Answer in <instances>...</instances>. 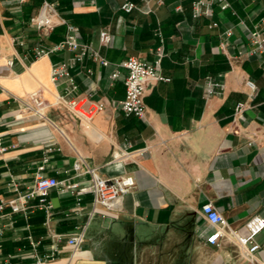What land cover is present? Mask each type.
I'll return each instance as SVG.
<instances>
[{"label":"crops","instance_id":"0c3cea01","mask_svg":"<svg viewBox=\"0 0 264 264\" xmlns=\"http://www.w3.org/2000/svg\"><path fill=\"white\" fill-rule=\"evenodd\" d=\"M42 1L0 0V134L7 147L0 154V202L25 192L39 172L87 182L89 174L76 175V161L104 177L132 174L136 186L123 195L118 210L94 204L90 193L78 199L51 188L55 206L48 223L45 212L33 207L36 199L28 201L26 212L5 205L0 264H137L138 251L156 243L166 229L180 232L183 244L196 231L204 252L200 264H264V228L256 235L260 248L251 263L228 239L220 246L208 243L211 228L200 213L202 203L211 201L241 236L247 235L249 216L264 217V68L259 54L237 55L253 47L239 18L264 32V0H228L237 15L216 6L220 26L214 28L208 18L191 17L192 0L151 2L149 13L121 10L127 0H50L57 3L54 19L73 23L79 39L110 62L103 66L86 57L70 68L78 93L105 103L89 120L62 105L45 107L42 116L24 106L33 107L28 95L36 90L53 102L63 84L51 80V66L73 56L66 49L36 54L66 32L58 24L42 35L29 23ZM228 26L233 34L226 54L219 33ZM102 29L111 33L108 45L99 41ZM159 34L166 52L161 73L168 79L148 82L144 116L125 114L113 106L125 93L127 70L119 64L131 56L153 60ZM207 75L223 82L208 99ZM247 80L257 88L252 97ZM238 102L246 104L245 120L234 116ZM124 144L129 153L118 157ZM83 224L85 240L71 255L67 236Z\"/></svg>","mask_w":264,"mask_h":264},{"label":"built area","instance_id":"2783aa9c","mask_svg":"<svg viewBox=\"0 0 264 264\" xmlns=\"http://www.w3.org/2000/svg\"><path fill=\"white\" fill-rule=\"evenodd\" d=\"M23 2L25 0H15ZM143 4L138 7L133 1L127 0L120 5V9L125 12H131L133 9L138 8L144 13L152 11L150 6L151 2L156 5L164 4V0H142ZM218 7L219 12H224L229 9L233 15H237L236 11L228 0H192L191 1V17L194 19L208 18L210 28L219 27L220 22L215 19V7ZM57 16V3L50 0H43L38 12L31 15L29 23L42 35H48L58 24L66 26L64 38L56 45L51 47L48 51L42 48L37 49V55L47 54L58 50H69L73 52V56L62 62H58L51 66L50 78L56 84L62 82V91H58L53 102L49 103L41 96L40 91L36 90L29 93L28 98L31 100L33 107L31 108L35 114L42 116V110L50 105H62L72 115L81 119L89 120L95 113L105 108V103L101 101H93L87 96L78 93V86L70 73V68L77 62H82L86 57L97 60L101 65L107 66L110 62L101 53L92 47L90 43L83 42L79 39L77 27L65 20H55ZM239 23L243 27V31L247 35L252 48L247 52L242 50L238 51V56L244 54H259L262 56V64L264 68V32L257 28V26L250 28L244 20L239 18ZM233 34L231 26L224 28L219 36L220 49L227 54L228 38ZM160 43L154 49V58L151 61H145L138 57L131 56L121 62L119 65L127 70L124 79L125 93L123 99L114 103L115 108H120L125 114H132L138 117L144 116L145 102L144 96L147 84L150 80H167L168 78L161 73V61L166 55L163 38L159 34ZM111 33L107 29H102L99 32V41L102 45H108L111 42ZM231 57V56H230ZM237 58V57H233ZM8 65L12 64V60L7 62ZM118 76V71L112 73L111 77ZM247 86L250 88V97H252L257 88L255 84L247 80ZM223 88L221 79H217L211 75H207L204 81L205 97L208 99L217 94L218 90ZM246 104L244 102L236 103L234 107V116L237 119L245 120L244 110ZM264 130V124L262 125ZM128 144H124L120 149V154L128 155ZM7 149L3 145L2 135L0 134V154ZM76 175L89 174V179L85 183H78L68 179L59 180L54 176H46L42 173H37L33 183L27 190L19 194L16 198L9 200H1L0 210L8 205L12 212L23 211L26 212L28 201L36 199L37 203L33 207L42 209L45 212L46 222L51 220L53 203L49 198V191L51 188H57L59 191H68L74 194L79 199L84 193H90L93 197L94 204H101L108 209L118 210L120 208L121 199L124 194L132 191L136 186L135 178L132 174L123 173L114 176H101L95 168L83 165L81 162H74L72 165ZM43 168V165L39 167ZM200 213L211 228L210 233L206 237V241L210 244L220 246L223 239L230 240L238 250V256L244 261L254 263L255 252L260 248V244L256 241V235L264 228V217L259 215H251L244 221V226L247 230L246 236H241L235 228H233L219 212L211 201L202 203ZM87 224L77 226L74 231L68 234L66 244L72 248L71 255L78 250L85 240ZM1 251V249H0ZM36 264H42L39 260Z\"/></svg>","mask_w":264,"mask_h":264},{"label":"rangeland","instance_id":"374dc122","mask_svg":"<svg viewBox=\"0 0 264 264\" xmlns=\"http://www.w3.org/2000/svg\"><path fill=\"white\" fill-rule=\"evenodd\" d=\"M193 234L189 244H183L182 234L178 231L163 230L156 243L142 248L137 254V264H200L202 244L196 242ZM191 243V244H190Z\"/></svg>","mask_w":264,"mask_h":264},{"label":"water","instance_id":"95a60500","mask_svg":"<svg viewBox=\"0 0 264 264\" xmlns=\"http://www.w3.org/2000/svg\"><path fill=\"white\" fill-rule=\"evenodd\" d=\"M52 203H53V206H55V199L54 198L52 199Z\"/></svg>","mask_w":264,"mask_h":264}]
</instances>
